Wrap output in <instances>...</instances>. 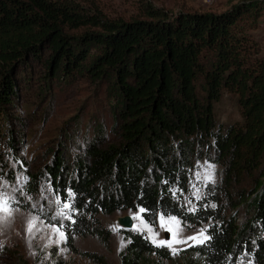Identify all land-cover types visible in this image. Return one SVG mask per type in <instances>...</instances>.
Segmentation results:
<instances>
[{
	"label": "trees",
	"instance_id": "1",
	"mask_svg": "<svg viewBox=\"0 0 264 264\" xmlns=\"http://www.w3.org/2000/svg\"><path fill=\"white\" fill-rule=\"evenodd\" d=\"M252 9L242 1L219 14L173 13L146 3L142 15L127 22L57 0H0V115L18 97L14 72L31 60L46 68L44 83L58 75L107 80L123 105L113 143L103 147L92 140L73 166L53 161L26 185L34 195L47 183L63 202L71 189L72 219L61 224L68 236H109L100 214L146 207L150 211L142 216L150 225L164 214L176 215L186 228L206 227L212 239L184 253L188 264H264V60L251 63L258 44L241 30ZM206 52L216 56L212 71L203 60ZM201 75L205 104L196 87ZM222 91L238 96L242 123H216L212 103ZM3 153L0 177L12 181ZM205 161L222 167L223 176L196 193L194 173ZM16 168L24 172L20 164ZM256 173L254 189L237 192ZM239 207L251 214L243 224L228 215ZM127 237L121 264H165L171 258L139 233Z\"/></svg>",
	"mask_w": 264,
	"mask_h": 264
},
{
	"label": "rangeland",
	"instance_id": "2",
	"mask_svg": "<svg viewBox=\"0 0 264 264\" xmlns=\"http://www.w3.org/2000/svg\"><path fill=\"white\" fill-rule=\"evenodd\" d=\"M57 1L71 3L81 13L100 12L108 20L127 22L142 15L146 3L173 13L219 14L242 1L247 2L248 5L253 4V9L243 17L241 30L258 44V49L252 53L251 63L264 60V0ZM81 32L71 33L79 35ZM93 52L94 48H91L90 56ZM203 60L209 71L217 64L216 56L211 52L204 53ZM14 74L18 97L13 98L7 113L0 115V131L2 129V134H6V139L0 140V150L4 152V165L14 176L12 181L0 177V196L8 199L12 208L8 216H0V264H99L102 260L108 264H121L122 254L130 243L128 232L139 233L150 242L146 229L137 230L141 228L139 220L132 218L135 224L133 230L122 231L116 225L117 217H133L136 212H118L112 216L100 214L98 221L101 230L109 236H68L61 224L70 220L68 217L72 219L71 209H65L62 200L57 204L60 198L55 196L47 183L38 187L34 195L26 190L30 176L45 170L53 161L62 159L73 166L76 160L85 155L88 142L94 140L98 146L105 147L116 140L121 120L119 112L123 107L117 90L109 81L97 83L86 74L75 78L58 75L50 84L44 83L47 70L42 63L34 60L19 67ZM196 87L205 104L208 94L204 76L198 77ZM212 105L218 125L243 122L238 96L222 91L219 100ZM8 139L15 143V148H9ZM19 164L24 172L17 171ZM222 170L211 161L200 163L194 173L195 192L200 186L221 182ZM208 176L211 179H206ZM258 178L259 173L253 178L245 177L237 192L248 194L254 189ZM228 215L236 216L239 224L251 218L245 207L230 209ZM54 226L65 233L66 240L59 239ZM149 226L158 234V239H166V235L170 238L169 233L160 229L159 216L156 224ZM202 229L206 230V227H184V235H195ZM190 245L191 242L179 245V254H170L171 258L163 263L188 264L184 253L192 247ZM239 264L247 263L241 260Z\"/></svg>",
	"mask_w": 264,
	"mask_h": 264
},
{
	"label": "snow or ice",
	"instance_id": "3",
	"mask_svg": "<svg viewBox=\"0 0 264 264\" xmlns=\"http://www.w3.org/2000/svg\"><path fill=\"white\" fill-rule=\"evenodd\" d=\"M206 179H211L210 176L206 177ZM173 192V196L175 197V190H171ZM73 197V193L71 189L67 190V198L63 202V207L65 209H73V205L70 203L71 198ZM199 199V197H197ZM57 204H60L61 199H57ZM150 210L146 207H139L136 213L133 215L134 220H139L141 228L137 230L146 229L149 236L148 239L152 243L153 246L158 248H167L171 255L179 254V245H188L191 242L190 246H207L211 241L212 237L210 234L206 232V230H200L195 235H184V225L181 220L176 215H160V229L166 231L170 234V238H157V233L153 231V228L149 226V224L145 223L143 217L140 214L147 213ZM189 211H194V209L190 208ZM12 212V208L10 206L9 200L0 196V216H8L9 213ZM71 219L70 217H68ZM74 223V221H73ZM31 228V225L29 226ZM59 239L64 241L67 239L65 233L60 229L55 228Z\"/></svg>",
	"mask_w": 264,
	"mask_h": 264
},
{
	"label": "water",
	"instance_id": "4",
	"mask_svg": "<svg viewBox=\"0 0 264 264\" xmlns=\"http://www.w3.org/2000/svg\"><path fill=\"white\" fill-rule=\"evenodd\" d=\"M116 225L122 231L133 230L135 228L134 221L132 217L129 215H126L124 217H117ZM168 238H169V235H166V239Z\"/></svg>",
	"mask_w": 264,
	"mask_h": 264
}]
</instances>
